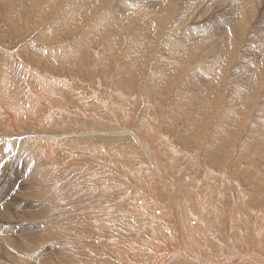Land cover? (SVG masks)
I'll return each mask as SVG.
<instances>
[{"label":"rangeland","instance_id":"1","mask_svg":"<svg viewBox=\"0 0 264 264\" xmlns=\"http://www.w3.org/2000/svg\"><path fill=\"white\" fill-rule=\"evenodd\" d=\"M84 1L0 0V262L263 264L264 2Z\"/></svg>","mask_w":264,"mask_h":264},{"label":"bare ground","instance_id":"2","mask_svg":"<svg viewBox=\"0 0 264 264\" xmlns=\"http://www.w3.org/2000/svg\"><path fill=\"white\" fill-rule=\"evenodd\" d=\"M78 1H81V0H78ZM87 2H88V0H86ZM86 1H84V3H86ZM98 1V0H97ZM100 1V0H99ZM102 1V0H101ZM104 1H109V0H103L102 2H104ZM221 0H212L211 2H220ZM241 2H239L240 4H238L237 6H235V7H233L234 9H235V19L237 20H241L240 22H242L243 24H242V26H241V28L240 29H242V28H244L245 30H248L249 28L247 27V23H249V24H253V25H255L256 24V21L258 20V19H260V16H259V13H256V14H258V15H255L254 16V14H255V12H257L258 11V9H259V4L260 3H263L264 2V0H247V2H245V1H242V0H240ZM102 2H100V4L102 3ZM167 2V0H157L156 1V5H159V6H162V5H164V3H166ZM176 2V4H177V1H175ZM81 4H83V1L82 2H80ZM169 4V3H168ZM176 4H174V5H176ZM102 5V4H101ZM126 5V4H125ZM130 5V4H129ZM133 5V4H132ZM174 5H172L173 7H174ZM247 5H249V7L251 6L252 7V10H250V11H243L242 9L244 8H246V6ZM262 5V4H261ZM104 6V5H103ZM170 6H171V4H170ZM42 7V6H41ZM127 7H130V6H127ZM133 8L135 7V5L134 6H132ZM163 7V6H162ZM166 7V6H165ZM248 7V6H247ZM164 8V7H163ZM168 8V7H167ZM170 8V7H169ZM129 9V8H128ZM180 9H182V12L181 13H179L180 14V16L182 17V18H185V17H187L188 15H189V13H191V14H194L195 12H197L196 10H198V9H194V8H188L187 6L185 7V3H184V6H182ZM186 9V10H185ZM48 10V9H47ZM162 10V9H161ZM164 10V9H163ZM49 11H51V10H49ZM189 12V13H188ZM139 13H140V11H139ZM169 13V12H168ZM225 15V14H224ZM14 16V15H13ZM12 16V17H13ZM232 16H234L233 15V13H232ZM245 17V18H244ZM222 18H223V16H222ZM263 18V17H262ZM148 19V18H147ZM160 19H162V17L160 18ZM190 19V18H189ZM234 20V19H233ZM58 21V20H57ZM139 21V20H138ZM146 21V20H145ZM161 21V20H160ZM253 21V22H252ZM162 22V21H161ZM208 22V21H207ZM239 22V23H240ZM146 22H144L143 21V19H141L140 20V22H138L137 24H139L138 26H140L141 28L142 27H145L146 26V24H145ZM169 23V22H168ZM236 23V22H235ZM166 24V23H165ZM164 24V25H165ZM188 24V23H187ZM186 24V25H187ZM223 24V23H222ZM228 24V23H227ZM226 24V26H228ZM208 25H209V22H208ZM239 25H241V24H239ZM238 25V26H239ZM252 25V26H253ZM163 26V25H162ZM171 26V25H170ZM176 26V25H175ZM203 26V25H202ZM210 26V25H209ZM213 26V25H212ZM173 27V26H172ZM185 27V26H184ZM191 27V26H190ZM194 27V26H193ZM198 27V26H197ZM197 27H195V28H197ZM214 27V26H213ZM240 27V26H239ZM70 28V27H69ZM168 28H171V27H168ZM173 28H175V27H173ZM187 28H189V27H187ZM210 28V27H209ZM230 28V27H229ZM236 28V27H235ZM165 29V28H164ZM191 29V28H190ZM211 29V28H210ZM243 29V30H244ZM189 30V29H188ZM200 31L201 29H198L197 28V31ZM208 30V29H207ZM194 31H195V29H194ZM194 31H193V33H194ZM209 31V30H208ZM224 31V32H223ZM168 32H170V30H168L167 31V33ZM196 32V31H195ZM201 32H203V31H201ZM206 32V31H205ZM218 32V37L217 38H219V35H220V33H224V34H226V32H227V34H228V29H227V27H225V29H224V27L223 28H221L220 30H218L217 31ZM178 33V32H177ZM183 33V32H182ZM184 33H188V32H184ZM197 33V32H196ZM204 33V32H203ZM207 33V32H206ZM205 33V34H206ZM171 34V33H170ZM202 34V33H201ZM204 34V35H205ZM262 34H264V33H262ZM184 35V34H183ZM197 35H198V33H197ZM199 35H200V33H199ZM180 36H182V35H180ZM188 36H190V35H188ZM243 36V35H242ZM262 36V35H261ZM173 37V36H172ZM184 37V36H183ZM169 38V37H168ZM188 38V37H187ZM199 38V37H198ZM208 38V37H207ZM211 38V37H210ZM213 38V37H212ZM229 38V37H228ZM241 38V37H240ZM189 39V38H188ZM264 39V38H263ZM176 40V39H175ZM177 40H179V39H177ZM181 40H182V38H181ZM190 40V39H189ZM194 40H196V39H194ZM212 40H214V38L212 39ZM218 40H220V39H218ZM223 40V39H222ZM207 41V40H206ZM261 41V40H260ZM167 42V41H166ZM170 42V41H169ZM190 42H192V40H190ZM199 42V41H198ZM200 42H201V40H200ZM264 42V41H263ZM224 43V42H223ZM164 44V43H163ZM177 44V43H176ZM186 44V43H185ZM194 44V43H193ZM264 44V43H263ZM174 45H175V42H174ZM179 45V44H178ZM183 45H184V42H183ZM163 46H165V45H163ZM170 46H171V43H170ZM180 46V45H179ZM192 46V45H191ZM195 46V45H194ZM198 46V45H197ZM187 47H188V45H187ZM200 47V46H199ZM204 47H206V46H204ZM260 47H263V46H260ZM162 48H164V47H162ZM161 48V49H162ZM174 48H176V47H174ZM173 48V49H174ZM212 48V47H211ZM225 48V47H224ZM229 48V47H228ZM168 49V48H167ZM182 49H184V48H182ZM189 49H191V48H189ZM188 49V50H189ZM198 49V48H197ZM203 49V48H202ZM227 49V48H226ZM263 50V49H262ZM191 51V50H190ZM203 51H205V50H203ZM202 51V52H203ZM212 51V50H211ZM223 51V50H222ZM225 51V50H224ZM228 51V50H227ZM186 52V51H185ZM193 52V51H192ZM197 52V51H196ZM208 52V51H207ZM210 52V51H209ZM206 53V52H205ZM215 53V52H214ZM219 54V53H218ZM198 55V54H197ZM211 55V54H210ZM216 55V54H215ZM189 56V55H188ZM187 56V57H188ZM195 56V55H194ZM209 56V55H208ZM211 56H213V55H211ZM196 57V56H195ZM191 58H193V57H191ZM190 58V59H191ZM205 58V57H204ZM212 58V57H211ZM220 57H218V59H219ZM200 59V58H199ZM193 60H195V59H193ZM204 60V59H203ZM202 60V58H201V62L203 61ZM191 61V60H190ZM216 61V60H215ZM255 61H257V60H255ZM192 62V61H191ZM200 62V63H201ZM206 62V61H205ZM204 61H203V63H205ZM209 62V61H208ZM224 62V61H223ZM175 64V63H174ZM210 64V63H209ZM232 64V63H231ZM236 64V63H235ZM235 64H234V66H235ZM253 64H256V62L255 63H253ZM252 64V65H253ZM165 65V64H164ZM203 65V64H202ZM213 65H214V63H213ZM185 66H186V64H185ZM193 66V65H192ZM195 66V65H194ZM198 66V65H197ZM196 66V67H197ZM204 66V65H203ZM238 66V65H237ZM187 69H188V67H186ZM240 68V67H239ZM0 84H2V82L0 83ZM3 86V85H2ZM4 93V92H3ZM3 93H1V95H3ZM247 93H248V91H247ZM249 94H247V96H248ZM250 95H251V93H250ZM235 95H233V97H234ZM255 96V95H254ZM232 97V96H231ZM232 97V98H233ZM230 98V97H229ZM237 98V97H236ZM255 98V97H254ZM233 101H234V99H232ZM6 101V100H5ZM19 101V100H18ZM230 101V100H229ZM228 101V102H229ZM239 101H240V99H239ZM23 102V101H22ZM231 102V101H230ZM235 102V101H234ZM6 104V103H5ZM109 104V103H108ZM8 105V104H7ZM106 105V104H105ZM108 106V105H107ZM255 106V105H254ZM11 108V107H10ZM10 108H9V110H10ZM16 109H18V108H16ZM22 109V108H21ZM26 109V108H25ZM19 110H20V108H19ZM23 111V110H22ZM12 112H13V110H12ZM25 112V111H24ZM21 112L20 111H17L16 112V114H11V112H7V114H3V116L5 117V120L6 121H11V122H14L13 121V119H12V117L14 116V118H19L18 119V122H19V125H20V123H21V117H23V115L21 116ZM29 114V113H28ZM32 114V113H31ZM25 115V114H24ZM27 115V114H26ZM26 115H25V117H26ZM16 116V117H15ZM0 117H1V115H0ZM21 118V119H20ZM26 119V118H25ZM15 120H17V119H15ZM10 124V123H9ZM12 124V123H11ZM16 124H17V122H16ZM8 126H10V125H8ZM22 128V127H21ZM14 130H16V129H14ZM249 132V131H248ZM250 133V132H249ZM5 137V136H4ZM249 137H252V136H249ZM25 138H26V136H25ZM4 139V138H3ZM22 139V138H21ZM28 139V138H27ZM5 140V139H4ZM29 140H31V139H29ZM21 141V140H20ZM23 141V140H22ZM38 141H40V139H38ZM37 141V142H38ZM244 141H247L246 139L244 140V138L242 139V141H241V144H243L244 143ZM6 142V141H5ZM23 142H28V141H26V140H24ZM42 142V141H41ZM7 143H8V141H7ZM12 143V142H11ZM26 143H25V145H26ZM30 143V142H29ZM37 144V143H36ZM44 144V143H43ZM5 145H6V143H5ZM10 145H12V144H10ZM41 145V144H40ZM39 145V146H40ZM39 146H37V147H39ZM247 146V145H246ZM249 146V145H248ZM40 149V148H39ZM18 150V149H17ZM10 151V150H9ZM8 151V152H9ZM37 151H41V150H37ZM52 158V157H51ZM54 161V160H53ZM58 161V160H57ZM51 162H52V160H51ZM153 163H156V160L154 161H152ZM55 163V162H54ZM20 164V163H19ZM24 165H25V163H23ZM28 164V163H27ZM22 165V164H21ZM16 167V166H15ZM19 167V166H18ZM26 167V166H25ZM21 168V167H20ZM29 171V170H28ZM29 174V173H28ZM31 174H32V172H30V176H31ZM28 175V176H29ZM27 176V177H28ZM34 177V176H33ZM39 179H40V177H39ZM25 181V180H24ZM26 181H28V180H26ZM32 182H33V180H31ZM227 181V180H226ZM37 182V180L35 181V183ZM104 182V181H103ZM229 182V181H228ZM20 183H21V181H20ZM38 183V182H37ZM42 184V183H41ZM23 185V184H22ZM18 186V185H17ZM39 187V186H38ZM76 187V186H75ZM20 188V187H19ZM22 189H24V188H22ZM32 189H34V188H32ZM27 190V189H26ZM23 191H25V190H23ZM13 193H14V191H12ZM35 192V191H34ZM37 192V191H36ZM57 192V191H56ZM54 193V192H53ZM11 194V193H10ZM18 194V193H17ZM16 194V195H17ZM21 194V193H20ZM37 194V193H36ZM55 194V193H54ZM53 194V195H54ZM19 195V194H18ZM37 195H39V194H37ZM58 195V194H57ZM238 195H239V193H238ZM19 197V196H18ZM54 197V196H53ZM55 198V197H54ZM237 198V197H236ZM238 198H240V197H238ZM28 199V198H27ZM241 199V198H240ZM8 204H10V205H13V206H15V207H18L20 204H22L21 202H18L17 201V199H15L14 197H12L11 198V200L9 201V202H7ZM43 204V203H42ZM42 204H40V206H42ZM44 205V204H43ZM47 205V204H46ZM31 206V205H30ZM43 208H44V206H42ZM20 210V209H19ZM0 212H1V208H0ZM31 212H33V213H36V212H34V211H31ZM29 214H30V212H28L27 213V215L29 216ZM39 215V214H38ZM37 214L35 215V214H31L30 216H29V219H30V221H32V220H35L36 218H37V216H38ZM0 216H2V214L0 213ZM20 216L21 217H23V214H22V211H21V214H20ZM17 217V216H16ZM9 225V224H11V223H5V224H3L1 227H0V230L1 231H3V232H5V233H8V234H12V230L10 231V229L8 230V228L5 226V225ZM12 225V224H11ZM2 227H3V229H2ZM255 227V226H254ZM187 239H185L184 238V241H186ZM1 245H3V242H2V244ZM192 249V252H191V256H189V258L191 259V260H193L194 259V254H196L198 257H199V261L198 260H196V262L197 263H200V264H213L212 263V261L211 260H206V259H204L203 257H201V254H199V253H197V251L198 250H195L194 251V249L193 248H191ZM251 252V251H250ZM253 253V252H252ZM251 253V254H252ZM251 254H249V253H246V254H243L242 256H240L239 258H241V257H244V256H246V255H251ZM231 258V257H230ZM235 258H237V257H234L233 259H235ZM223 261V260H222ZM234 261V260H233ZM233 261H230V262H233ZM236 261H238V259H236ZM227 262H228V260H227ZM263 262V264H264V260L262 261ZM0 264H2L1 262H0ZM215 264V263H214Z\"/></svg>","mask_w":264,"mask_h":264}]
</instances>
